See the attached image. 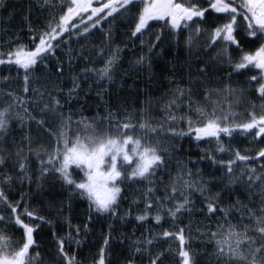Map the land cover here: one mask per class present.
<instances>
[{"label": "snow or ice", "instance_id": "obj_1", "mask_svg": "<svg viewBox=\"0 0 264 264\" xmlns=\"http://www.w3.org/2000/svg\"><path fill=\"white\" fill-rule=\"evenodd\" d=\"M33 7L48 14L42 29L29 22L33 47L11 37L0 40V66H5L0 71H15L17 77L22 72L23 78L22 94L7 90L9 99L0 106V264H45L34 234L41 224L55 229L57 220L67 232H53L50 264H83L79 249L101 218L108 231L92 264H137L145 258L147 264H166L169 255L178 257L179 264H264V0H31L29 21ZM212 13L223 14L213 19L224 22L209 30L205 25ZM125 17L133 41L125 47L139 42L140 51L122 75L133 76L145 67L150 72L169 42L176 49L183 43L188 59L170 62L167 89L155 98L145 95L139 107H123L120 119L104 93L106 85L117 82L123 59V48L111 46V26ZM184 31L188 36L182 41ZM98 34L104 37L101 46L86 51L84 42ZM73 37L81 45L78 50L68 43ZM244 41L259 46L244 51ZM201 48L205 56L216 53L212 61L201 59ZM224 64L229 66L223 81L228 86L213 87L211 77ZM246 69L259 70V78L252 74L249 83L258 85L260 103L247 101L246 117L238 120L234 108L245 104L248 86H232L231 80ZM12 79L0 76L5 86L0 91ZM93 92L107 114L97 111L90 118L81 111L76 119L72 102L80 105ZM13 124L22 130L19 136L12 135ZM33 124L50 142L33 135ZM237 136L250 138L243 152L233 147ZM184 138L197 147L209 145L200 159L222 175L208 173L206 179L191 159H177L173 170ZM49 181H59L67 197L49 200L50 215H41L43 208L32 207L31 191L35 185L37 194L43 192ZM17 185L19 196L13 197ZM129 193L131 203L125 205ZM78 200L87 202L81 222L72 217ZM165 219L171 228L164 229ZM133 220L145 232L117 238V222L123 226ZM15 232L18 239H13ZM172 241H178L174 253ZM114 242L122 250L115 260ZM160 243L169 247L154 251Z\"/></svg>", "mask_w": 264, "mask_h": 264}, {"label": "trees", "instance_id": "obj_2", "mask_svg": "<svg viewBox=\"0 0 264 264\" xmlns=\"http://www.w3.org/2000/svg\"><path fill=\"white\" fill-rule=\"evenodd\" d=\"M31 0H3L2 5H0V40H7L9 37L12 38V40L15 43H21L24 44L26 47H33L31 37L29 35L28 31V25L29 22L31 23V26L36 29H42L45 26V17L48 15L47 13H41L40 9L33 7L32 14L30 21L25 19V17L28 16V6L30 4ZM205 6H207L205 2ZM11 13V16L9 14ZM130 19L128 17L122 18L119 21H116L111 27L113 31L112 36V47L120 46L123 48V59L121 61V67L119 68L117 72V82L108 86L109 91L104 93V100L108 102L109 106L111 107L112 112L117 115L120 119H123L124 112L123 107L129 108L131 110V107L133 104H135L136 107L140 106V103L145 98V95H150L153 98L160 95L161 92L165 91L167 89V80L166 76L168 72L171 69V63H177V64H183L185 60L188 59V52L187 49L184 47V44L181 43L180 48L176 49L173 44L166 43L164 45L165 52L163 54V57H158L152 65L151 71L145 67L140 72L136 73L133 76H127L122 75V73L129 69L130 64L134 61L133 53L140 51V45L139 42H136L134 46L132 47H125V45H132L133 41L129 39L131 36L130 31ZM153 24H156L157 22H151ZM162 23V22H161ZM105 29H107L108 25L107 22H105L104 25ZM7 29V34H4V30ZM158 28H154L153 31H158ZM95 31V30H94ZM67 34H65V37ZM188 36L187 31H184V35L182 36V41L186 40ZM104 39V37H101L99 34L96 36H91L89 38V41H85L84 44L87 45V48L85 49L87 51L88 48H92L93 51H95V48L92 47L93 44L96 45V47L101 46V40ZM147 39V38H146ZM75 37H73L72 40H70L68 43L71 45L73 49H79L81 47L80 44L74 43ZM258 44H253L250 41H244L243 43V49L244 51H254L256 47H258ZM235 46H233L234 48ZM195 49H193L194 52ZM64 52H67V49H64ZM201 58H204V50L201 48ZM58 55H63V53H60L58 50ZM178 56L179 60L176 61L174 58ZM239 56L235 54L234 59H238ZM171 62V63H170ZM194 63H199V61H194ZM67 67V65H65ZM223 69L219 74L213 75L211 77V83L213 87H227L228 85L226 83H223V81L228 80L227 72L229 70V66L227 64L220 65ZM5 66H0V69H4ZM43 69H41V72ZM258 72V71H257ZM244 74L239 73H233V78L231 80L232 86H236L237 84L241 85H247L248 86V92L245 95V104H242L238 107L234 108V111L236 113V118L238 120H243L246 117L247 111L249 110L246 107L247 101H254L257 105H259L260 101L257 99V95L255 94V87H258V85L255 84V82L250 81V76L252 74H255L254 71L249 70H243ZM11 75L13 79L11 82L6 86L5 91H0V106H3L6 101H8V97L6 95L7 90H12L14 92H17L18 94H22V86H23V78H22V72L19 77H17V73L15 71H12L9 73L8 71H0V76H7ZM258 76V75H257ZM259 78V76H258ZM119 81H123V86ZM0 87H5L3 85H0ZM55 94V93H53ZM99 100V97L95 95V92L92 93V95L85 100L83 97L81 98L80 105H83L81 107L76 103V101L72 102V105L74 106V117L76 119H79L80 112L83 111V114L87 117H93L97 111H99L102 115H106V109L103 106H99L97 104V101ZM126 101V103H125ZM35 107V105H33ZM66 108L68 105L65 106ZM118 107H121L120 112H116V109ZM115 122V121H113ZM107 121L104 122V124H101L100 131H106L105 124ZM75 125H73V134L75 133ZM21 129L17 127L15 124H13V136H19L21 133ZM32 132L33 135H39L43 142L47 143L50 142L48 140L47 134L44 132L37 133L36 125H32ZM227 140V138H225ZM183 148L182 150L177 153L174 158L173 162L171 163V167L174 170L176 167L175 161L178 159L180 161H188L191 159L192 161H197V166L203 169V172L205 174V178L207 179L208 173H213L214 168L210 166V162L207 160H201L200 158L204 155V151L209 149V145L201 143L200 147H197L195 141H189L188 138H184L183 140ZM251 144L250 138H246L245 136H237L235 138V143L233 144L234 148H239L242 152L249 148ZM8 147H11V144L8 145ZM214 147V145H213ZM219 155V153H217ZM191 166V165H190ZM257 166L258 165H253ZM195 171V169H194ZM215 176L219 177L222 175L221 172H214ZM27 190V185L24 186ZM45 190L39 194H37V190L35 188V185L32 187V207L44 210L41 212V215H50V213L47 211V202L51 199H61L66 198L67 193L64 191L62 186L60 185L59 181H49L45 183ZM19 185L15 189L11 191V196L18 197L19 196ZM131 195L132 193H129V198L124 201V204L127 205L131 203ZM199 202V201H198ZM87 211V202L83 200L76 201V204L74 205L73 211H72V217L75 222H81L84 218V215ZM67 214V213H66ZM51 215H54L51 214ZM197 216H202L201 213H197ZM188 221L185 220L184 223L186 224ZM108 222H106L103 218L98 220L92 225L91 231L87 234L86 237L83 239V246L79 249L78 256L79 259L83 261V264H92L91 258L96 256L99 252V248L102 246V242L104 239V236L107 234ZM57 227L53 229L49 225L41 224L37 228V233L35 235V239L37 240V244L39 246L40 254L46 257H50V259H54V251H55V240L53 238V232L56 231L60 236L66 235L67 229L63 225L62 221L57 220L56 221ZM164 229L171 228V224L167 219L163 222ZM203 226V225H201ZM211 226L213 228L216 227L215 222L213 221L211 223ZM133 230L136 231V233L139 235L143 232H145V229H141L136 227L135 221L129 225H116V232L115 236L118 238L121 236L122 233L128 235L133 232ZM9 232H12L11 229L8 230ZM157 231L159 229L157 228ZM19 238V232H15V235L13 236V239ZM171 248L173 250V253L178 249V241H172L171 242ZM169 247V244L160 243L156 246L154 251L156 250H166ZM72 250L75 252L76 247H72ZM113 250L116 252L117 256H114L113 259H117L121 254V248L115 244H113ZM123 254L126 256L127 251L126 249L123 250ZM137 264H147V258H145L142 262L138 261ZM166 264H179L178 257L175 255H169L166 261ZM201 264H204V261L201 260Z\"/></svg>", "mask_w": 264, "mask_h": 264}, {"label": "rangeland", "instance_id": "obj_3", "mask_svg": "<svg viewBox=\"0 0 264 264\" xmlns=\"http://www.w3.org/2000/svg\"><path fill=\"white\" fill-rule=\"evenodd\" d=\"M212 14H214V13H212ZM220 15H223V14H215V15H213V16H209V18H208V24L205 25V27H207L209 30H211V27H212L213 25H218V24H220V23H223L224 21L213 19V17L220 16ZM195 51H196V50H194V52H193L194 54H195ZM209 51L211 52V50H209ZM235 54H237V53H236V52H233V53H232L233 57H235ZM215 55H216L215 52H211V55H210V56H204V58H201V59H208L209 61H212L213 58L215 57ZM237 55H238V54H237ZM251 70L254 71V73L257 74V75L259 76V70H257V69H251ZM257 71H258V72H257ZM117 225H120V224L117 222ZM72 247H76V246L73 244ZM33 255H35V253H33ZM40 255H41V254H40ZM41 257L44 259L45 264H50V262L52 261V259H50V257L48 258V257L43 256V255H41ZM52 258H54V257H52Z\"/></svg>", "mask_w": 264, "mask_h": 264}, {"label": "flooded vegetation", "instance_id": "obj_4", "mask_svg": "<svg viewBox=\"0 0 264 264\" xmlns=\"http://www.w3.org/2000/svg\"><path fill=\"white\" fill-rule=\"evenodd\" d=\"M216 13L212 14L211 16L215 15Z\"/></svg>", "mask_w": 264, "mask_h": 264}]
</instances>
